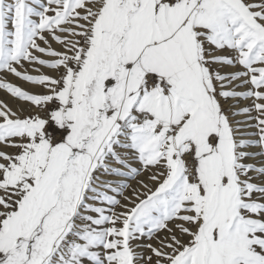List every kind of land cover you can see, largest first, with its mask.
I'll return each instance as SVG.
<instances>
[{
  "label": "snow or ice",
  "instance_id": "1",
  "mask_svg": "<svg viewBox=\"0 0 264 264\" xmlns=\"http://www.w3.org/2000/svg\"><path fill=\"white\" fill-rule=\"evenodd\" d=\"M0 264H264V0H0Z\"/></svg>",
  "mask_w": 264,
  "mask_h": 264
},
{
  "label": "rangeland",
  "instance_id": "2",
  "mask_svg": "<svg viewBox=\"0 0 264 264\" xmlns=\"http://www.w3.org/2000/svg\"><path fill=\"white\" fill-rule=\"evenodd\" d=\"M3 95V93L2 92H0V96H2Z\"/></svg>",
  "mask_w": 264,
  "mask_h": 264
}]
</instances>
